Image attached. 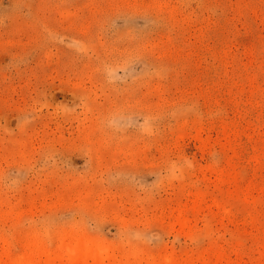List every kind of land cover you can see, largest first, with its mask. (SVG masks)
Here are the masks:
<instances>
[{"label":"rangeland","instance_id":"rangeland-1","mask_svg":"<svg viewBox=\"0 0 264 264\" xmlns=\"http://www.w3.org/2000/svg\"><path fill=\"white\" fill-rule=\"evenodd\" d=\"M24 254L264 264V0H0V264Z\"/></svg>","mask_w":264,"mask_h":264},{"label":"bare ground","instance_id":"bare-ground-1","mask_svg":"<svg viewBox=\"0 0 264 264\" xmlns=\"http://www.w3.org/2000/svg\"><path fill=\"white\" fill-rule=\"evenodd\" d=\"M32 255H33V253H32ZM34 255H38V254L34 253ZM34 255H33V257H34ZM71 255L73 257V261L74 262H78V261L80 262V260H85V263H87L88 262V260H87L88 258L95 259L96 257L100 256V253H98V251H95L94 249H89L87 243L84 242V241H81V242L75 244L74 249H72V251H71ZM24 256H25V254H24ZM45 256H46V254H45ZM47 257H46V262L47 263H44V264H52L51 261H50V258L51 257H49V256H47ZM34 258H30V256L29 257L28 256L27 257L25 256V257H20V258L17 257L16 258L17 260H15V258H13V262L12 263L13 264H35L36 261H35ZM33 259H34L35 262L33 261ZM11 260H12V258H11ZM6 263H8V261H6Z\"/></svg>","mask_w":264,"mask_h":264}]
</instances>
